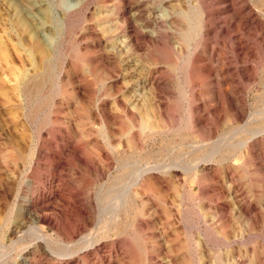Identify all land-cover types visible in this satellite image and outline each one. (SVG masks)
Instances as JSON below:
<instances>
[{"label":"rangeland","instance_id":"obj_1","mask_svg":"<svg viewBox=\"0 0 264 264\" xmlns=\"http://www.w3.org/2000/svg\"><path fill=\"white\" fill-rule=\"evenodd\" d=\"M0 264H264V0H0Z\"/></svg>","mask_w":264,"mask_h":264},{"label":"bare ground","instance_id":"obj_2","mask_svg":"<svg viewBox=\"0 0 264 264\" xmlns=\"http://www.w3.org/2000/svg\"><path fill=\"white\" fill-rule=\"evenodd\" d=\"M188 37V34L187 33H185V35H184V38H187ZM199 162V161H198ZM198 162H196L194 165H192V168L191 169H195L196 167H197V163ZM178 167V166H177ZM180 167V166H179ZM178 169V168H177ZM193 169V170H194ZM149 170V169H148ZM179 171V170H178ZM184 171V170H183ZM148 174V171H144V172H138V173H136V174H134L133 175V177H132V179H130L131 180V183H130V186H136V185H138L140 182H141V180L143 179V177L144 176H146Z\"/></svg>","mask_w":264,"mask_h":264}]
</instances>
